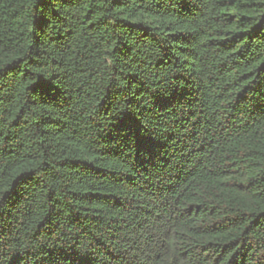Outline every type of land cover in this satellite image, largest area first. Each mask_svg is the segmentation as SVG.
Returning <instances> with one entry per match:
<instances>
[{
  "label": "trees",
  "instance_id": "16d2710c",
  "mask_svg": "<svg viewBox=\"0 0 264 264\" xmlns=\"http://www.w3.org/2000/svg\"><path fill=\"white\" fill-rule=\"evenodd\" d=\"M0 264H264V0H0Z\"/></svg>",
  "mask_w": 264,
  "mask_h": 264
}]
</instances>
